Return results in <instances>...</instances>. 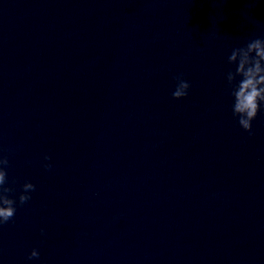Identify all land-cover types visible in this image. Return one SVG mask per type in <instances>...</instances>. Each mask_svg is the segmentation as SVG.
I'll return each instance as SVG.
<instances>
[{"label":"water","instance_id":"95a60500","mask_svg":"<svg viewBox=\"0 0 264 264\" xmlns=\"http://www.w3.org/2000/svg\"><path fill=\"white\" fill-rule=\"evenodd\" d=\"M258 37L264 0H0V152L35 185L0 264H264V110L249 135L226 81Z\"/></svg>","mask_w":264,"mask_h":264},{"label":"clouds","instance_id":"9594fccd","mask_svg":"<svg viewBox=\"0 0 264 264\" xmlns=\"http://www.w3.org/2000/svg\"><path fill=\"white\" fill-rule=\"evenodd\" d=\"M229 64H234L235 68L226 73L227 87L231 90L232 115L236 118L239 126L249 135L252 134V121L258 112L264 110V38L250 39L246 44L234 47L227 57ZM239 77V80H237ZM176 87L172 92L174 99L187 96L190 83L182 76L174 77ZM44 161L50 159L45 154ZM8 157L0 152V226L8 223L16 214V205H23L31 199V192L35 190V185L25 180L20 185V191L13 199L9 193L15 189L9 185L7 178ZM45 168L51 165L44 163ZM13 183H15L13 181ZM43 232V229H41ZM39 252L32 248L28 253V258H38Z\"/></svg>","mask_w":264,"mask_h":264}]
</instances>
